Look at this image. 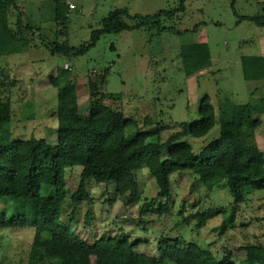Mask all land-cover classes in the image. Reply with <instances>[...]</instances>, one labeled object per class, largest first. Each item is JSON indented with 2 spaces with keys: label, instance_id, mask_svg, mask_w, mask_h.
Masks as SVG:
<instances>
[{
  "label": "rangeland",
  "instance_id": "obj_1",
  "mask_svg": "<svg viewBox=\"0 0 264 264\" xmlns=\"http://www.w3.org/2000/svg\"><path fill=\"white\" fill-rule=\"evenodd\" d=\"M27 20L52 39L55 31L54 0H16ZM67 17L59 41L78 47L87 42L102 19L115 9H124L129 25L138 18L152 16L159 10L173 11L158 24L133 30L102 33L87 52L65 58L51 55L40 44L37 32L25 52L0 57V100L9 98L12 119L10 140L44 139L57 141V90L49 82L62 67L71 73L78 95V109L86 115L90 107L87 90L89 75L104 74L100 92L104 102L134 119L141 131H159L162 141L180 129L183 122L200 118V100L208 96L214 108L215 123L203 137L188 136L194 152L219 136V109L250 103L254 117L261 120L255 130L257 146L264 156V81L245 80L242 58L264 56V26L239 16L264 19V0H60ZM73 4L74 8L68 5ZM175 10V11H174ZM165 29H162L164 28ZM57 29V28H56ZM204 42L210 50L211 65L186 77L179 56L185 44ZM9 75L7 78L3 76ZM1 143V141H0ZM165 149L161 157H166ZM81 166L66 167V199L62 220L87 243L101 236L127 233L135 249L157 255L159 241L186 244L196 242L210 249L217 259L230 252L237 264L247 260L240 246H259L264 251V190H250L242 203L235 204L226 181L207 190L190 171L171 176V210L159 215L162 199L156 197L155 179L146 167L136 172L138 198L132 205L115 191V184L87 180L90 200L73 204L69 197L77 189ZM1 207V202H0ZM212 209L201 226L191 217L195 212ZM90 210V223L85 214ZM70 218V219H69ZM34 229H0V264H27V254ZM257 253L253 249L249 257ZM82 264H94V257L84 253ZM257 264H264L261 261Z\"/></svg>",
  "mask_w": 264,
  "mask_h": 264
},
{
  "label": "trees",
  "instance_id": "obj_2",
  "mask_svg": "<svg viewBox=\"0 0 264 264\" xmlns=\"http://www.w3.org/2000/svg\"><path fill=\"white\" fill-rule=\"evenodd\" d=\"M54 2L55 31L53 38L46 41L41 28L27 20L16 0H0V57L27 52L37 32L41 46L51 55L70 58L87 52L102 33L158 24L160 18L172 17L174 13L159 10L129 25L123 21L129 17L127 11L115 9L102 19V27L94 30L87 42L72 47L58 40L67 12L60 0ZM245 19L264 26L261 17L239 16V21ZM179 56L186 77L211 65L210 50L204 42L182 45ZM241 61L245 80L264 81V56H245ZM104 81V74L89 75L90 107L86 115H81L70 71L62 67L58 75L49 77L50 85L57 90L55 144L36 138L10 140L9 128H1L0 229H34L27 264H82L84 253L94 257V264H237L231 260L230 252L217 259L210 249L191 241L180 244L163 239L157 255H147L136 251L125 232L98 237L90 244L62 223H67L62 220L67 195L64 172L74 165L81 166L77 189L69 197L76 205L90 200L86 188L89 178L96 183H114L116 193L126 197V205L136 203V172L143 167L155 179L156 197L163 200L156 210L159 215L171 210L174 173L192 172L207 190L225 180L235 204L242 203L250 190H264V156L255 140L261 120L253 116L255 107L250 103L219 109V136L196 153L186 138L203 137L213 127L214 108L208 96L200 100L197 121L183 122L179 130L162 141L159 131H141L136 120L126 118L122 111L104 102L105 96L100 92ZM11 119V100H0V126L9 125ZM163 149L167 152L164 158ZM212 213L208 209L191 214L195 226H201ZM91 215L87 210L86 224ZM238 249L246 250L249 264L264 261V251L259 246ZM253 249L257 254L249 257ZM241 263L246 264L245 260Z\"/></svg>",
  "mask_w": 264,
  "mask_h": 264
},
{
  "label": "built area",
  "instance_id": "obj_3",
  "mask_svg": "<svg viewBox=\"0 0 264 264\" xmlns=\"http://www.w3.org/2000/svg\"><path fill=\"white\" fill-rule=\"evenodd\" d=\"M69 8H74V5L73 4H69Z\"/></svg>",
  "mask_w": 264,
  "mask_h": 264
},
{
  "label": "crops",
  "instance_id": "obj_4",
  "mask_svg": "<svg viewBox=\"0 0 264 264\" xmlns=\"http://www.w3.org/2000/svg\"><path fill=\"white\" fill-rule=\"evenodd\" d=\"M68 7H69V5H68Z\"/></svg>",
  "mask_w": 264,
  "mask_h": 264
}]
</instances>
